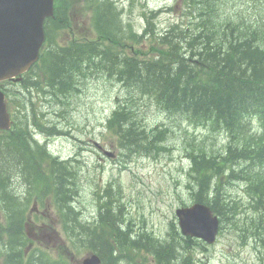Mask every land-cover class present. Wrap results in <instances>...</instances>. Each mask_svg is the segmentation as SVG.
Returning <instances> with one entry per match:
<instances>
[{"label":"trees","instance_id":"obj_1","mask_svg":"<svg viewBox=\"0 0 264 264\" xmlns=\"http://www.w3.org/2000/svg\"><path fill=\"white\" fill-rule=\"evenodd\" d=\"M55 1V17L46 21L48 48L24 87L43 86L66 109L61 97L76 94L92 76L120 84L125 92L116 97L106 130L123 163L167 151L161 128L150 130L144 120L151 107L187 115L195 126L234 133L224 151L199 148L200 153L190 155L192 200L210 205L222 229L235 219L228 230L245 243L252 238L264 262V132L250 134L253 117L264 126V0H241L248 6L230 13L226 11L230 2L239 0H177L188 7V25L175 23L159 31L154 17L160 12H142L141 34L124 20V9L113 0H84L93 12L92 36L75 38L67 46L54 43L55 38L73 27L69 11L78 3ZM27 120L31 121L16 124L13 133L0 134V208L7 224L3 227L0 221V236L9 235L11 264H23L21 227L29 205L23 195L26 182L28 192L42 176V160L51 164L47 194H52L70 230L68 238L79 252L90 249L103 264H145L147 256L155 264H206L196 258L198 244L183 238L175 222L163 240L144 227L135 230L125 216L120 187L99 191V198L106 194V200L98 217L93 224L83 223L75 207L81 192V165L77 160L61 162L41 155L39 146L32 147L35 134L27 130ZM234 183L245 185V198L231 196L228 186ZM60 264L70 263L63 259Z\"/></svg>","mask_w":264,"mask_h":264},{"label":"rangeland","instance_id":"obj_2","mask_svg":"<svg viewBox=\"0 0 264 264\" xmlns=\"http://www.w3.org/2000/svg\"><path fill=\"white\" fill-rule=\"evenodd\" d=\"M113 1H118L119 7L132 8L131 21L137 31L141 32L145 23L142 12L166 11L169 6L172 7L175 0ZM242 6L248 5L241 0L233 1L230 2L226 11L228 13L236 12ZM181 12L183 9L179 5L171 15L163 14L159 19L154 17L157 30L163 31L170 23L178 19ZM92 13L87 9L86 1L78 3L76 16L73 20V29L63 32L59 42L61 44L66 43L73 34L82 37L92 36L90 31ZM111 82L101 77H95L86 81L82 86L83 92L80 90L77 94L63 95L65 108L69 112L66 109L60 110L61 117L64 118L62 126L65 129L71 128L73 131L71 134L52 138L50 150L62 159H69L76 154H81L80 159L87 177H96L100 184H106L111 180L120 183L129 218L135 221L136 228L139 229L144 224L147 230L164 239L169 230L170 222L176 217L175 211L182 207L183 203L191 204L190 201L193 197L191 188L188 187L193 185L187 176V171L190 168L188 153L191 152L194 144L203 148L207 147L208 152L217 151L229 143L230 136L224 132H214L209 126L196 128L186 123L188 120L194 119L168 114L159 107L149 108L146 112V122L149 126L161 125V130L167 131L168 141L166 145L170 151L161 154L158 159H136L128 164L126 169L118 160L105 157L107 162L101 163V166L105 167L103 170L98 165L93 142L98 141L107 150L116 152L112 148L113 140L104 129V124L113 111L116 96L124 93L122 86ZM35 98L37 100L36 95ZM49 100H52L51 97ZM42 106L43 103L39 102V107ZM252 127L254 133L262 132L263 127L260 121L254 120ZM231 187L229 186L228 191L235 195L237 190L236 188L231 190ZM81 201L85 217L93 218L96 216L97 210L92 203L89 187L84 188ZM237 215L240 217L242 213H237ZM234 223L235 219L232 223L228 222L232 225ZM238 225L240 224L238 223ZM53 240L55 237H52V241L46 237L43 242H54ZM252 242L253 239L250 238V246L243 245L232 234L225 233L223 237L218 238L214 245L208 246V253L204 257H208L206 260L209 264H260L255 245ZM86 255L87 253L83 252L81 256L75 257V259L80 261Z\"/></svg>","mask_w":264,"mask_h":264},{"label":"water","instance_id":"obj_3","mask_svg":"<svg viewBox=\"0 0 264 264\" xmlns=\"http://www.w3.org/2000/svg\"><path fill=\"white\" fill-rule=\"evenodd\" d=\"M54 0H0V80L27 70L38 59L45 40L44 21L54 14ZM4 95L0 93V129L9 128ZM185 235L213 242L219 221L209 208L195 205L178 212ZM93 257L86 264H98Z\"/></svg>","mask_w":264,"mask_h":264},{"label":"bare ground","instance_id":"obj_4","mask_svg":"<svg viewBox=\"0 0 264 264\" xmlns=\"http://www.w3.org/2000/svg\"><path fill=\"white\" fill-rule=\"evenodd\" d=\"M181 116H183V117H188L187 115H184V114H182V113H179ZM188 118H190V117H188ZM191 119V118H190ZM162 132H163V134H164V136H165V139H167V131L166 130H161ZM229 136H230V141H229V143L231 142V141H233V139H235V135H234V133H227ZM232 135V136H231ZM233 137V138H232ZM228 143V144H229ZM227 144V145H228ZM195 153V152H194ZM238 167V166H237ZM230 169V168H229ZM228 169V170H229ZM236 174H237V172H236ZM237 179V178H236ZM189 188H193V187H189ZM191 191V190H190ZM193 193V190L191 191V194ZM193 195V194H192ZM236 199V198H235ZM251 200V199H250ZM249 202H251V201H249ZM243 204V203H242ZM240 206H242L241 204H239ZM244 207V206H243ZM243 209V208H242ZM238 213H239V211H238Z\"/></svg>","mask_w":264,"mask_h":264},{"label":"flooded vegetation","instance_id":"obj_5","mask_svg":"<svg viewBox=\"0 0 264 264\" xmlns=\"http://www.w3.org/2000/svg\"><path fill=\"white\" fill-rule=\"evenodd\" d=\"M24 181H26V180H24Z\"/></svg>","mask_w":264,"mask_h":264}]
</instances>
